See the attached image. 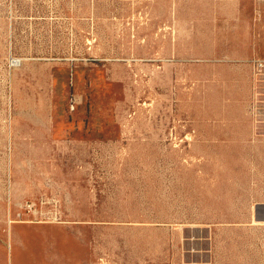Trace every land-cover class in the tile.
<instances>
[{
  "label": "rangeland",
  "instance_id": "1",
  "mask_svg": "<svg viewBox=\"0 0 264 264\" xmlns=\"http://www.w3.org/2000/svg\"><path fill=\"white\" fill-rule=\"evenodd\" d=\"M0 264H264V0H0Z\"/></svg>",
  "mask_w": 264,
  "mask_h": 264
}]
</instances>
